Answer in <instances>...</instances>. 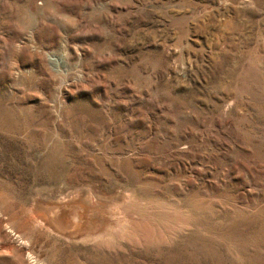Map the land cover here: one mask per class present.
Returning a JSON list of instances; mask_svg holds the SVG:
<instances>
[{
	"label": "rangeland",
	"instance_id": "obj_1",
	"mask_svg": "<svg viewBox=\"0 0 264 264\" xmlns=\"http://www.w3.org/2000/svg\"><path fill=\"white\" fill-rule=\"evenodd\" d=\"M0 264H264V0H0Z\"/></svg>",
	"mask_w": 264,
	"mask_h": 264
},
{
	"label": "bare ground",
	"instance_id": "obj_2",
	"mask_svg": "<svg viewBox=\"0 0 264 264\" xmlns=\"http://www.w3.org/2000/svg\"><path fill=\"white\" fill-rule=\"evenodd\" d=\"M231 1V0H229ZM249 1V0H248ZM251 1V0H250ZM253 1V0H252ZM257 1H261V0H257ZM230 3V2H229ZM79 196V195H78ZM90 196V195H89ZM73 198V197H72ZM72 198H68V200H63V201H59V202H54V201H47L46 204L40 205L38 206L35 210L36 212V218L38 219V221L40 222V224H42L45 228L49 229L52 232H58V234H70L71 235L83 231L82 229H80L79 222L83 221L81 220L80 217V210L82 209L78 202V200L72 199ZM82 198V197H81ZM84 198V197H83ZM90 198V197H89ZM88 198H84V200H86ZM83 201V200H82ZM85 202V201H84ZM90 202V201H88ZM87 202V203H88ZM83 203V202H82ZM81 204V203H80ZM84 204V203H83ZM90 204V203H89ZM39 205V204H38ZM89 206V205H88ZM91 206V205H90ZM89 209V208H87ZM91 209L93 210L92 206ZM91 210V211H92ZM90 212V211H89ZM93 212V211H92ZM91 213V212H90ZM96 214V213H94ZM92 216V214H89ZM88 215V216H89ZM87 216V214H86ZM95 216V215H94ZM97 218V216H95ZM88 218V217H87ZM90 218V217H89ZM86 219V218H85ZM95 220V219H94ZM118 220V218H117ZM89 221V220H88ZM114 221H116L114 219ZM93 222V221H92ZM113 222V221H112ZM118 222V221H117ZM36 223V222H35ZM91 223V222H90ZM90 223H88V225H90ZM120 223V222H118ZM117 223V224H118ZM85 224V223H84ZM84 224H82L84 226ZM93 224V223H92ZM114 224V222H113ZM112 224V225H113ZM121 224V223H120ZM95 225V224H93ZM36 226V225H35ZM91 226V225H90ZM108 226V225H107ZM115 225H113V229H119V225L118 228H114ZM122 226V225H121ZM86 227V226H85ZM95 227V226H94ZM42 228V227H41ZM83 228V227H82ZM91 227H89L90 230ZM110 229V228H109ZM88 230V229H86ZM85 231V230H84ZM109 231V230H108ZM108 233V232H107ZM86 234V235H85ZM84 235L88 238H90L92 234H90L89 232L86 231ZM72 235V236H73ZM83 235V234H82ZM96 235V234H93ZM102 236V233L99 234ZM106 235V234H104ZM70 236V235H69ZM76 236V234H75ZM85 236H83V238H85ZM90 236V237H89ZM98 236V235H97ZM93 237V236H92ZM95 237V236H94ZM100 237V236H98ZM68 238V237H67ZM76 238V237H74ZM97 238V237H95ZM111 238V237H110ZM91 240V239H90Z\"/></svg>",
	"mask_w": 264,
	"mask_h": 264
}]
</instances>
